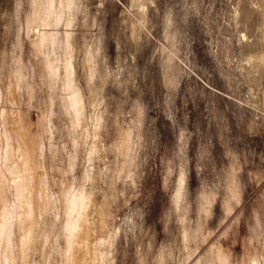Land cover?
<instances>
[{"label":"rangeland","instance_id":"rangeland-1","mask_svg":"<svg viewBox=\"0 0 264 264\" xmlns=\"http://www.w3.org/2000/svg\"><path fill=\"white\" fill-rule=\"evenodd\" d=\"M143 1L140 7L133 0H81L74 27L82 46L75 57L78 82L86 87L92 131L96 115L103 118L99 134L77 147L71 116L58 98L53 103L43 62L33 51L30 0H0V84L20 64L32 87L20 91L18 103L2 105L20 110L30 123L56 196L63 172L69 170L68 188L80 187L87 169L96 173L93 186L108 200L111 227L118 231L113 264H155L162 250L169 253L167 264H179L186 223H202L203 240L185 264L213 244L243 264L249 248L261 253L264 247V84L261 91L252 86L244 67L246 53L261 49L264 0ZM250 11L245 24L243 14ZM92 44L102 48L94 91H88L83 64ZM129 128L133 140L125 156L119 144ZM96 141L102 150L89 162ZM233 164L240 198L227 210ZM182 175L185 197L178 206ZM210 191L215 199L205 214L202 197ZM57 204L49 219L62 211V201ZM34 257L54 260L39 252Z\"/></svg>","mask_w":264,"mask_h":264},{"label":"bare ground","instance_id":"bare-ground-1","mask_svg":"<svg viewBox=\"0 0 264 264\" xmlns=\"http://www.w3.org/2000/svg\"><path fill=\"white\" fill-rule=\"evenodd\" d=\"M133 2L140 4H136L140 7L144 4L143 0ZM30 4L31 11L28 12L26 29L32 40L33 51L43 62L42 76L53 90L51 95L53 103L58 98L59 103H63L66 113L71 116L73 131H68L73 135L75 145L78 147L92 132L95 135L99 134L103 118L101 113L96 115L92 131L87 117V98L84 92L86 87L83 89L82 84L78 82L75 57L82 46L78 44L74 27L81 0H30ZM252 13L250 11L243 14L245 24L251 20ZM261 35V49L245 52L249 67L244 66L250 84L260 88V91V86L264 84V36ZM96 46L85 49L87 58L83 66L86 69L88 91H94L96 82L94 81L97 75L96 58L102 48L100 45ZM13 72L14 75L9 82L0 84V264H113L118 231L111 227L108 200H101L93 186L97 181L96 173L87 169L83 177L84 183L78 188L75 186L68 188L66 173L69 170H65L61 183L55 179L62 188V194L56 196L51 189L48 173L44 170L45 161L36 148L35 133L30 123L28 124L20 110L8 109L2 105L7 102L18 103L20 91L25 87L28 90L32 88L20 64ZM261 96L259 95V98ZM50 117L48 121H52ZM45 124L46 130H51L52 127ZM132 140L133 131L129 128L123 133L119 144L122 155H128ZM101 150L100 143L94 142L90 147L88 161L94 162L96 154ZM70 166L72 168L75 166L73 159ZM113 180L110 182L113 183ZM227 181L229 194L226 206L227 210H231L233 200L240 198L239 176L234 164L232 170L228 171ZM184 184L185 176L182 175L175 196V204L178 206L185 197ZM214 199V191L203 195L202 209L205 214L211 212ZM58 201L63 203V212L57 211L55 217L49 219L48 214L58 207ZM201 224L186 223L183 231L186 253L179 264L190 261L199 249L203 240ZM193 241L195 245L192 244ZM248 250L243 264H264V247L261 253L253 248ZM38 252L42 256L48 254L49 258L52 255L54 260L40 261L34 257ZM54 252L58 253L60 258L56 257ZM168 254L162 250L155 264H167ZM191 264L235 263L231 254L222 245L213 244L207 252L195 257Z\"/></svg>","mask_w":264,"mask_h":264}]
</instances>
